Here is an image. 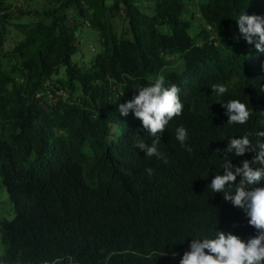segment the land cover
<instances>
[{
  "label": "trees",
  "instance_id": "trees-1",
  "mask_svg": "<svg viewBox=\"0 0 264 264\" xmlns=\"http://www.w3.org/2000/svg\"><path fill=\"white\" fill-rule=\"evenodd\" d=\"M6 1L0 191L11 216L0 220V264H179L201 229L217 225L245 242L257 235L243 210L207 186L223 174L222 139L264 129V55L235 20L243 11L264 17V0H198L197 18L191 0H43L52 6L16 25L21 40L4 53ZM89 31L95 50L84 60ZM159 75L184 106L161 136L167 163L135 148L151 137L118 112ZM214 84L228 92L217 98ZM229 100L251 110L245 125H227L220 103ZM180 126L191 152L175 139ZM228 155L240 166L255 153Z\"/></svg>",
  "mask_w": 264,
  "mask_h": 264
},
{
  "label": "clouds",
  "instance_id": "clouds-1",
  "mask_svg": "<svg viewBox=\"0 0 264 264\" xmlns=\"http://www.w3.org/2000/svg\"><path fill=\"white\" fill-rule=\"evenodd\" d=\"M235 20L241 38L248 45H253L258 54L264 55V17L247 15L243 11ZM137 89L138 94L120 104L118 112L121 116L131 112L151 137V143L137 141L135 148L143 151L144 157H156L167 163L166 156L160 151L161 136L170 121L182 113L184 106L180 90L175 85L165 86L163 75L157 76L150 86ZM211 89L217 98L228 92L223 84H214ZM220 104L228 116L227 125H245L249 121L251 110L240 100ZM175 139L186 151H192L187 143L189 133L186 128L177 127ZM222 140L227 141L220 166L223 174L219 171L214 173L207 188L212 194H222L225 201L243 210L248 224L257 230V235L245 242L231 232L219 230L217 225L214 229H201L197 235L191 236L189 250L182 255L179 264H264V129ZM246 152H254L255 155L251 161H241L240 166H235L232 159H226L230 157L228 154L235 158ZM145 172L152 177L154 170L148 167ZM207 176L208 169L201 177L207 179ZM237 177H240L238 183ZM175 256L176 253H173V258Z\"/></svg>",
  "mask_w": 264,
  "mask_h": 264
},
{
  "label": "rangeland",
  "instance_id": "rangeland-1",
  "mask_svg": "<svg viewBox=\"0 0 264 264\" xmlns=\"http://www.w3.org/2000/svg\"><path fill=\"white\" fill-rule=\"evenodd\" d=\"M190 10L192 14L197 18V7L198 0L190 1ZM7 11L4 15L5 26H4V46L3 52L6 53L15 47L21 40V35L17 31L16 25L33 22L41 19L42 12L52 6L51 2L43 0H7ZM196 28H201L199 23L195 22ZM89 33V34H88ZM87 33L88 37L81 39L79 45V52L82 55L81 59H88L92 52L95 50V39L92 31ZM77 54V55H78ZM76 55V56H77ZM75 56V57H76ZM180 64L178 65V67ZM58 76L53 77L52 81H55ZM11 206L8 201L7 195L4 190L0 191V220L10 219Z\"/></svg>",
  "mask_w": 264,
  "mask_h": 264
},
{
  "label": "built area",
  "instance_id": "built-area-1",
  "mask_svg": "<svg viewBox=\"0 0 264 264\" xmlns=\"http://www.w3.org/2000/svg\"><path fill=\"white\" fill-rule=\"evenodd\" d=\"M263 117H264V110H263Z\"/></svg>",
  "mask_w": 264,
  "mask_h": 264
}]
</instances>
